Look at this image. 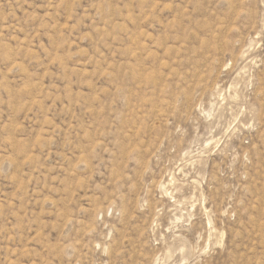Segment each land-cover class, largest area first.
Wrapping results in <instances>:
<instances>
[{"label":"rangeland","instance_id":"obj_1","mask_svg":"<svg viewBox=\"0 0 264 264\" xmlns=\"http://www.w3.org/2000/svg\"><path fill=\"white\" fill-rule=\"evenodd\" d=\"M0 264H264V0H0Z\"/></svg>","mask_w":264,"mask_h":264}]
</instances>
